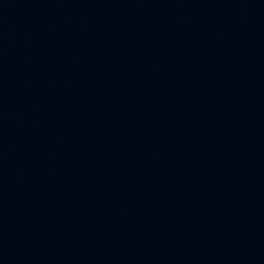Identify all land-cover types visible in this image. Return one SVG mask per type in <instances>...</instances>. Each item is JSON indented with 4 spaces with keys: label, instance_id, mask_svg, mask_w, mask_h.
Returning <instances> with one entry per match:
<instances>
[{
    "label": "water",
    "instance_id": "1",
    "mask_svg": "<svg viewBox=\"0 0 264 264\" xmlns=\"http://www.w3.org/2000/svg\"><path fill=\"white\" fill-rule=\"evenodd\" d=\"M0 264H264V0H0Z\"/></svg>",
    "mask_w": 264,
    "mask_h": 264
}]
</instances>
